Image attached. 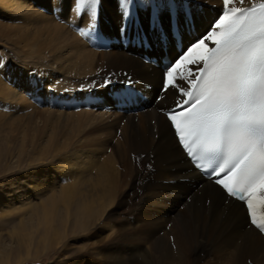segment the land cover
<instances>
[{
  "label": "bare ground",
  "instance_id": "bare-ground-1",
  "mask_svg": "<svg viewBox=\"0 0 264 264\" xmlns=\"http://www.w3.org/2000/svg\"><path fill=\"white\" fill-rule=\"evenodd\" d=\"M1 1L8 20L3 31L23 55L16 66H0V119L5 111L30 106L29 96L39 94V105H47L41 114L16 119L27 131L19 157L24 143L31 142L35 154L29 158L37 159L40 175H30L29 181H54L59 170L49 164L55 160L68 168L70 181L36 208L37 226H27L57 239L55 221L67 228L61 212L72 216V227L88 240L77 264H264V234L247 220L241 202L191 165L159 111L175 102L177 92L170 89L157 100L162 70L142 58L139 43L125 46L119 40L121 34L139 39L142 27L152 49L162 51L164 42L157 28L149 27V12L154 1L157 21L167 32L165 9L173 1L185 43L207 30L223 0H137L126 32L120 31L117 0H99L98 27L83 37L77 29L87 30L93 21L87 10L77 16L74 0ZM185 5L193 13V29ZM166 48L170 56L177 52L171 39ZM106 79L111 83L104 86ZM128 80L146 95L144 101L139 93L132 97L135 106L146 103L136 113L116 109L125 99L114 91L125 89ZM76 102L85 110L73 111Z\"/></svg>",
  "mask_w": 264,
  "mask_h": 264
},
{
  "label": "snow or ice",
  "instance_id": "snow-or-ice-1",
  "mask_svg": "<svg viewBox=\"0 0 264 264\" xmlns=\"http://www.w3.org/2000/svg\"><path fill=\"white\" fill-rule=\"evenodd\" d=\"M98 3L74 0L77 16L87 10L93 21L77 29L82 37L98 27ZM117 6L126 32L137 0ZM161 82L162 93H178L163 111L181 150L264 234V0H223L210 30L164 66Z\"/></svg>",
  "mask_w": 264,
  "mask_h": 264
},
{
  "label": "rangeland",
  "instance_id": "rangeland-1",
  "mask_svg": "<svg viewBox=\"0 0 264 264\" xmlns=\"http://www.w3.org/2000/svg\"><path fill=\"white\" fill-rule=\"evenodd\" d=\"M0 4H2L1 0ZM70 7H72L71 4ZM0 11H2V9H0ZM67 19L69 20V18ZM7 21L6 12H0L1 67L4 65L11 67L20 64L23 55V53L16 47L14 37L11 36L12 42H10V40L8 41L6 38L5 30L3 31V29H5V23ZM135 21H137V23L139 22L138 19ZM11 23L14 25L15 22L12 21ZM107 48L109 49V47ZM146 51L148 52L149 50ZM151 52L156 51L152 50ZM29 58L33 60L32 57ZM30 66L32 67V65ZM6 82H8V80ZM32 85L33 83H31V86ZM20 89L25 92V96L28 95L26 89H23V87H20ZM29 99L28 102L30 103V106H20L18 107L19 110H13L12 113L10 111H5L3 117L0 119V256L5 259L1 261L0 264H65L66 261L70 262L69 264H77L82 261V253L86 252L88 249L86 246L88 240L87 238L85 239L81 230L72 227V216L71 218H67V214L64 213V210H61V214H63L61 216H63V220L66 219L65 222L67 228H63V225L59 223V221H55L54 225H56L59 230L58 235H56L57 239H54L52 236L49 239V234H47L48 237L46 239L41 227L37 228V230L32 228V226L29 227L30 225L34 226V224V227L37 226V216H35V212L38 211V209L36 208L41 209V205L43 202L46 203L48 197L51 195H58L62 187L67 186L70 182L67 181L68 178L65 176L68 173V168L63 167V165L56 160L51 162L49 166L54 165V168L59 170L57 174H60L61 177L57 176L54 181H34V179L29 181L30 175H40L35 171V166L38 162H36L37 159L31 160L29 158V156L34 157L35 154L31 152L33 151L31 149V142L24 143L26 150L19 157L22 135L23 132L25 135L27 131L21 130L22 126L18 125L21 122L16 119H18L19 114L24 115V113H27V115L30 113L35 119L36 115L39 116L42 109L47 106L43 104L39 105L38 101L43 99L39 94L32 95V97L29 96ZM37 99L39 100L37 101ZM141 99L144 101V98ZM81 104L82 103L80 102L74 103L73 106H77L72 110L76 113L85 110V107L81 106ZM86 104L88 105L89 103ZM144 105H146V103L142 106ZM69 127L70 126H65V134L68 132ZM117 131H120L119 127L117 128ZM69 134L70 133L68 132V135ZM43 135L46 136L47 134L42 133V137H44ZM29 136L30 135H27L24 142H26V140L29 142ZM44 138L40 139L42 140ZM6 140H8V143H6ZM108 149L110 148L105 150L104 155L109 151ZM48 173L53 172L50 170ZM50 178L51 174L49 176V179ZM197 188H199V186H197ZM21 224L24 227L22 231L19 229ZM167 225H169V223ZM106 230L108 231V228Z\"/></svg>",
  "mask_w": 264,
  "mask_h": 264
}]
</instances>
